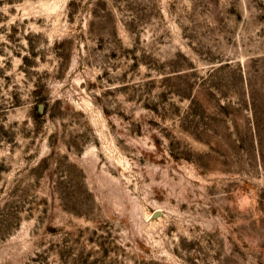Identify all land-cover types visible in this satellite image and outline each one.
Listing matches in <instances>:
<instances>
[{
    "label": "rangeland",
    "instance_id": "1",
    "mask_svg": "<svg viewBox=\"0 0 264 264\" xmlns=\"http://www.w3.org/2000/svg\"><path fill=\"white\" fill-rule=\"evenodd\" d=\"M0 264H264V0H0Z\"/></svg>",
    "mask_w": 264,
    "mask_h": 264
}]
</instances>
